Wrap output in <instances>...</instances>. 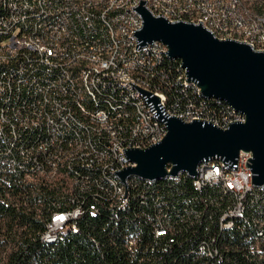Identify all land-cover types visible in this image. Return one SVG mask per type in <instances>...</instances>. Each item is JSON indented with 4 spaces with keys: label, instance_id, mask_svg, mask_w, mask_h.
Here are the masks:
<instances>
[{
    "label": "built area",
    "instance_id": "2783aa9c",
    "mask_svg": "<svg viewBox=\"0 0 264 264\" xmlns=\"http://www.w3.org/2000/svg\"><path fill=\"white\" fill-rule=\"evenodd\" d=\"M23 1H35V8H23ZM155 4V0H152ZM174 1V0H173ZM37 2L46 3V13L54 17L67 16L72 22H78L81 10L91 11L92 21L98 22V16H108V23H100L101 31L93 33L71 32L54 27V22L47 24L23 23V14L28 11H38ZM49 0H2L0 10V48L9 52V60L0 61V67H12L19 72L22 69H31V80L21 83L15 79H9L6 75L0 77V119L6 120V133H0V168L6 167L11 171L23 172V180L27 184L42 185L75 200L84 197L85 200H99L100 194H108L106 187L95 181L82 178H72L74 168H87L91 171H101L121 174L128 168L136 167L126 153L128 150H145L159 144V136L168 129L169 119L176 117L186 123L205 122L218 126L228 124V129L236 123H245L246 118H240L228 105L221 108V100L208 99L200 92H192L186 89V84L179 83V65L177 63H165L162 54L169 53V49L159 48L152 54H144V44L138 38V33L144 27V20L140 14V23H133L125 16V8L134 6L138 11L143 7V0H119L118 11L105 13L106 0H94V3L73 2L65 0V5H59L57 12H49ZM190 9H198V18H188V12L183 20L170 19L163 16V7L157 5L158 14H152L156 18H164L170 23H188L201 25V17L206 13H216L223 20V25L233 23L234 26L250 27V33H255L263 42V49H255L249 42H243L258 51H264V18H255V24H247L244 20V12H251V8L264 9V0H208V2H191ZM4 3H12L15 7L14 17H6ZM200 5H207V12H200ZM144 8V7H143ZM174 9L179 7L174 3ZM112 24L120 25V32H112ZM134 26V35H123V28ZM202 26V25H201ZM105 34L116 35L122 46V57L111 64L101 65V73L93 72V65L87 64V59L78 56V45H86L96 52L97 46L105 42ZM48 42L59 44V52H50ZM241 42V40H239ZM111 46H109V50ZM143 58H150V69H143ZM65 70H78V79L65 80ZM138 73H146V80H138ZM82 75H90L92 89L97 90L100 99V107H93L88 102L87 95L71 93L65 89V82H81ZM189 81H195L189 79ZM101 87H109V94H101ZM35 89V100L30 106L23 109H14V98H8V90L20 91ZM133 91H141V99H133ZM159 94L167 95V102L159 101ZM44 96L55 98L54 107H59V119L65 115H72V108H79L82 127L99 126V139H105V134H114L115 142H109L108 149L98 146L84 148L80 157L70 159V162L60 167H53V155H58L63 146H59V140L51 136L49 127V139L51 149H40L36 145L37 126L48 124L49 117H41L40 104ZM175 97H182V106H175ZM12 99V107L2 109V100ZM125 101H134L135 105H141L142 101H150V109L157 117H165V125L141 127L135 117L127 116ZM28 108H36L38 120L29 122L26 120ZM11 123H19V130H11ZM72 126V122H68ZM63 132V127H60ZM142 131L150 132L148 148L131 147L125 144L123 133L140 135ZM23 135H32V150L34 157H26L21 150ZM66 145L72 144V136H66ZM11 146H18V154H11L10 161L2 160V152L11 153ZM253 156L249 152H241L237 162L227 161V170H220L217 158L201 164L197 169V176L191 177L193 186L199 190L200 179H212L214 177H225L236 189V196L230 198L229 205L220 217L219 225L229 224V215L241 213V206L245 204H260L263 212L261 218L260 240H264V194H254L253 170L251 160ZM170 171V168H168ZM179 176V175H178ZM75 183H84V191L76 192ZM87 187H97V195H88ZM131 185L126 184L122 190H130ZM243 189H252L251 197H243ZM221 192L222 190L219 189ZM125 202V201H124ZM123 202V203H124ZM108 203V202H107ZM112 210L123 209V204L109 206ZM82 204L76 205L72 210L66 211L64 216L57 218V227L49 230V235H59L71 231V227H77L75 222L76 212L84 211ZM89 210H97L96 204H90ZM167 228L163 225L156 230V237L167 235ZM214 242H205L199 248L209 251V258L214 255Z\"/></svg>",
    "mask_w": 264,
    "mask_h": 264
},
{
    "label": "trees",
    "instance_id": "16d2710c",
    "mask_svg": "<svg viewBox=\"0 0 264 264\" xmlns=\"http://www.w3.org/2000/svg\"><path fill=\"white\" fill-rule=\"evenodd\" d=\"M170 63L180 71L179 60ZM11 173L0 168V264H264V243L256 238L263 212L252 205L245 219L222 230L219 220L230 198L218 188L198 191L187 176L151 185L133 180L127 208L112 210L106 198L73 201L43 182L27 184L23 175ZM78 204L85 209L77 232L71 228L56 242H44L52 216ZM158 225L167 235L156 237ZM205 242H214L216 258L199 253Z\"/></svg>",
    "mask_w": 264,
    "mask_h": 264
},
{
    "label": "bare ground",
    "instance_id": "6f19581e",
    "mask_svg": "<svg viewBox=\"0 0 264 264\" xmlns=\"http://www.w3.org/2000/svg\"><path fill=\"white\" fill-rule=\"evenodd\" d=\"M72 1L84 2V0ZM0 2H2V0H0ZM191 2H208V0H191ZM86 3H94V0H86ZM174 3L179 9H174ZM59 5H65V0H49V12H57V10H59ZM157 5L163 7V16L166 18L183 20V18L186 17V12H188V18H198V9H190V3L186 2V0H155V4H153L152 0H143V7L151 14H158ZM118 7L119 0H106L104 12H116L118 11ZM23 8H35V1H23ZM37 10L38 11H28L24 13L23 23H34V21H36V23L39 24H47L54 22V27H61L71 32H80L81 29L83 33L100 32V23H108V16H98V22L92 21L91 11L88 10H81L79 14V24L78 22L70 21V18L67 16L54 17L51 13H46L45 2H37ZM4 11H6V17H14L15 15V7H12V3H4ZM200 12H207V5H200ZM125 16L130 21H133V23H140V13L134 10V6H127L125 8ZM0 17H3V10H0ZM255 18H264V9L251 8V12H244V20H246L247 24H255ZM201 25L216 38L221 40H234L238 42L241 40V42H249L255 49H263L262 40L258 38L255 33H250V27L234 26L233 23H226V26H224L223 20L217 17L216 13H206V17H201ZM112 32H120V25L112 24ZM123 35H134V26H126L123 28ZM0 37H3V30H0ZM109 46H111L110 51H108ZM158 47L168 49V47L160 41L147 42L144 44V54H152ZM48 50H50V52H59V44L56 42H48ZM78 56L86 58L87 64H95L93 65L94 73H101V65L114 63L119 57H122L120 39L117 38L116 35L105 34V42L97 46L96 52H93L91 48H87L86 45H78ZM6 60H9V52H6L4 48H0V61ZM171 60L175 59H171L169 53L162 54L163 62L170 63ZM143 69H150V58H143ZM180 71L182 72L179 73V83L186 84V89H190L192 92H200V95H203L199 83L197 81H189L188 70L183 67L182 62ZM1 75H6L9 79H15L21 83H28L31 80V69H22V71L19 72L12 69V67H0V77ZM64 79H78V70H65ZM138 80H146V73H138ZM65 89L70 90L71 93L80 92V95H87L88 102L91 106L100 107L99 95L97 94V90L92 89L90 75H82L81 82H65ZM101 94H109V87H101ZM8 98H14V109H23L25 106H30L31 103L34 102L35 89L20 91L19 96H17V90H8ZM133 99H141V91H133ZM159 101L167 102V95L159 94ZM54 105L55 98H52V96H44L40 104V114L41 117H49V114H51V120H48V124H40V126H37L36 136V145H40V149H51V142L49 139V127H51V136L55 140H59V146H63L59 150L58 155H53V167H60L69 163L70 159L80 157L83 154L84 148H92V146H98L99 143V148L108 149L109 142H115L114 134H105V139H99V126L85 127L84 133L81 118H74V116H79V108H72V115H65V117H61V120H58L59 107H54ZM175 106H182V102H175ZM226 106L228 108V104H226ZM10 107H12V99H3L2 109H9ZM125 108L127 109V116L135 117L141 127L165 125V117H157L152 113L150 101H142L141 105H135L134 101H125ZM240 118L246 117L240 113ZM26 120L29 122H36V120H38L36 108H28ZM68 122H72V126H68ZM60 127H63V132L60 130ZM217 127L227 130L228 124H221ZM11 130H19V123H11ZM0 133H6V120L4 119H0ZM167 134L168 129L159 136V144L164 141ZM64 135L72 136V144L66 145V138H64ZM123 140L125 144L131 147L148 148L150 132L142 131L141 138L140 135L123 133ZM21 150H23L24 156L34 157V150H32V135L22 136ZM11 154H18V146H11V153L2 152V160L10 161ZM217 165H219L220 170H227V161L217 158ZM11 172L23 175L21 171ZM82 176H88V179H95V181L100 182L101 185L107 188L109 196L111 197L108 199V194H100L99 199H108L110 206L123 204V209L127 208L129 205L132 195L131 190L134 188L133 180H140L143 183L147 182L151 185L159 181H180L183 176H187L191 179L187 173H180L179 176L175 177L167 176L164 180H143L138 176H132L126 179V184L131 185L130 190H122V188L125 187V181H123L121 176L117 173L91 171V169L87 168H74V170H72V178H82ZM207 186L221 189L222 193L229 198L236 196V189L231 187V183L228 182L225 177L200 179L199 190L202 192ZM75 191L83 192L84 183H75ZM87 194L97 195V187H87ZM254 194H264V185L254 186ZM251 196L252 189H243V197ZM252 205L260 209V204H245L241 206V213H238V215H229V224H223L222 230L232 229L237 220L245 219L247 211ZM95 211L96 210H90L92 214H94ZM64 214H66V212H58L52 216L51 222L47 225V230L42 236L44 242L53 243L59 239V235H49V230H53L57 227V218L64 216ZM83 214L84 211L76 212L75 222H77ZM71 228L74 232H77V227ZM260 228L261 221L256 228L257 240H260V236L257 235L260 233ZM260 241L264 243V240ZM199 253L202 256L209 257L208 250L199 248ZM214 255H217V250L215 249Z\"/></svg>",
    "mask_w": 264,
    "mask_h": 264
},
{
    "label": "water",
    "instance_id": "95a60500",
    "mask_svg": "<svg viewBox=\"0 0 264 264\" xmlns=\"http://www.w3.org/2000/svg\"><path fill=\"white\" fill-rule=\"evenodd\" d=\"M138 11L144 20L139 40L164 43L169 57L182 62L189 79L199 83L205 98L225 102L245 115L246 122L223 130L209 123H186L172 117L162 143L127 151L136 167L125 170L121 179L138 176L143 180H164L180 173L196 177L204 162L220 158L236 163L241 152H249L253 156V183L263 186L264 51L243 42L216 38L201 25L170 23L143 7Z\"/></svg>",
    "mask_w": 264,
    "mask_h": 264
}]
</instances>
